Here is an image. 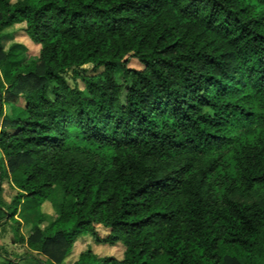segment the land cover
<instances>
[{
  "label": "trees",
  "instance_id": "16d2710c",
  "mask_svg": "<svg viewBox=\"0 0 264 264\" xmlns=\"http://www.w3.org/2000/svg\"><path fill=\"white\" fill-rule=\"evenodd\" d=\"M0 151L37 264H264V0H0Z\"/></svg>",
  "mask_w": 264,
  "mask_h": 264
},
{
  "label": "rangeland",
  "instance_id": "374dc122",
  "mask_svg": "<svg viewBox=\"0 0 264 264\" xmlns=\"http://www.w3.org/2000/svg\"><path fill=\"white\" fill-rule=\"evenodd\" d=\"M13 1V0H12ZM25 24L18 23L9 28H6L3 33L4 36L2 38V46L3 49L6 50L10 45L17 43L22 45L30 55H36L39 46L33 43L28 36L25 34ZM129 67L132 68H139L140 64L136 61L131 59L128 63ZM86 74H96L101 72V68L94 70L90 64H86L81 67ZM67 84L72 86L71 70H68L66 73L63 74ZM18 112V108L4 106L3 113L6 116H10ZM0 159H1V151H0ZM0 186L3 188L1 197L2 199L9 203L12 197L17 193V190L8 182L7 179H3ZM35 206L31 205L30 208H26L25 204L19 205L18 213L16 214L15 218L18 220L19 225L14 223L13 221H7L0 227V263L4 261V256H13L17 258L19 264H37L32 259H29L25 255V245L22 243H14L13 239L15 238L14 232L19 230L18 232L23 234L24 236H28L30 233V228L32 225L33 217L36 212ZM42 211L47 214L46 220H51L54 217V211L51 208L48 202L44 203L42 206ZM46 223H44L45 225ZM100 235H103V230L100 228L97 229ZM85 247H90L93 252L99 255H111L116 258H121L123 248L121 245L117 244L116 246H103V245H96L91 237H85L80 239L72 253L69 257V260L75 258L77 252Z\"/></svg>",
  "mask_w": 264,
  "mask_h": 264
}]
</instances>
